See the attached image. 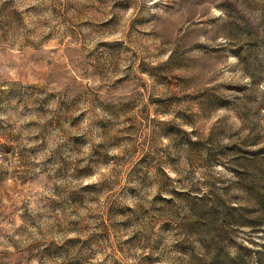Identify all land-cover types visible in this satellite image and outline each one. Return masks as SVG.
<instances>
[{
  "label": "rangeland",
  "instance_id": "rangeland-1",
  "mask_svg": "<svg viewBox=\"0 0 264 264\" xmlns=\"http://www.w3.org/2000/svg\"><path fill=\"white\" fill-rule=\"evenodd\" d=\"M254 191L264 0H0V264H256Z\"/></svg>",
  "mask_w": 264,
  "mask_h": 264
},
{
  "label": "trees",
  "instance_id": "trees-1",
  "mask_svg": "<svg viewBox=\"0 0 264 264\" xmlns=\"http://www.w3.org/2000/svg\"><path fill=\"white\" fill-rule=\"evenodd\" d=\"M251 159V157H247L246 155L237 154L235 156V161L238 164H243L245 160ZM246 174V176H244ZM248 170H243L242 173H238V176L243 179L247 177V181L249 180ZM253 185V181H251L250 186ZM250 188V187H249ZM256 190V189H255ZM254 194L257 195V200L259 204V210L264 211V197L263 194L257 193L254 191ZM223 205L220 204L219 199H213V204L209 210V214L207 217V224L210 228V233L215 235L216 240L221 241L222 237L226 234V230L228 228V224L231 223L235 219V210H229V208H223ZM261 222V221H259ZM264 222V221H263ZM254 255L256 257V264H264V251H255Z\"/></svg>",
  "mask_w": 264,
  "mask_h": 264
}]
</instances>
